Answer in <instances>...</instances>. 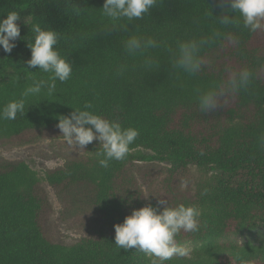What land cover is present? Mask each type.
Returning a JSON list of instances; mask_svg holds the SVG:
<instances>
[{
  "label": "trees",
  "instance_id": "obj_1",
  "mask_svg": "<svg viewBox=\"0 0 264 264\" xmlns=\"http://www.w3.org/2000/svg\"><path fill=\"white\" fill-rule=\"evenodd\" d=\"M104 2L0 0V19L17 12L22 37L10 54L0 48V111L25 103L14 120L0 119V141L62 138L59 117L86 103L94 114L139 130L126 159L108 168L99 165L102 146L95 140L85 149L55 144L64 163L45 176L24 160L0 156V264H151L153 257L115 245L114 226L134 208L162 210L160 200L201 210L199 230L176 236L180 244L201 245L165 264H264V238L231 239L264 229V28L245 29L239 13L221 12L222 0H156L142 19L115 23L102 15ZM223 15L239 24L222 25ZM35 24L58 32L55 47L73 72L56 81L55 92L45 87L23 97L51 76L26 67ZM132 36L154 38L158 46L129 55L124 44ZM191 39L209 41L195 75L173 67L178 42ZM121 65L126 69L118 74ZM244 69L252 73L246 88L222 95L213 110L200 108L201 93Z\"/></svg>",
  "mask_w": 264,
  "mask_h": 264
},
{
  "label": "clouds",
  "instance_id": "obj_2",
  "mask_svg": "<svg viewBox=\"0 0 264 264\" xmlns=\"http://www.w3.org/2000/svg\"><path fill=\"white\" fill-rule=\"evenodd\" d=\"M156 0H105L102 15L113 23L122 19L132 21L142 19L146 13L154 7ZM239 13L243 27L255 33L264 28V0H224L221 4V12ZM20 16L11 11L6 18L0 19V48L5 53H11L17 46L16 41L21 37V28L17 21ZM222 25L239 24V21L230 15L219 18ZM28 24V21L25 20ZM35 34L34 42L29 43L31 57L27 60V68H38L43 72L51 73L48 80H39L27 87L23 97L37 95L45 87L49 92H55L56 81L66 82L73 72V63L68 57L61 55L58 48L60 36L52 28H42L40 24L31 27ZM108 30H105L106 34ZM218 37L220 33H215ZM209 43L207 39L185 40L178 42V55L173 67L195 75L203 64L198 55L202 46ZM158 42L151 37L142 38L132 36L124 44L129 55H143L147 49L155 48ZM144 64L151 68L153 61L146 57ZM126 66L121 65L118 74H122ZM252 73L248 69L241 70L238 76L226 82L224 86L209 88L198 97L200 108L204 112L215 109L222 95L228 92H238L246 88L250 83ZM91 104L86 103L84 109H75L70 115L59 117L57 128L61 131L68 145L85 149L94 140L102 146V151L97 153L99 165L104 168L110 166V162L122 161L130 154V146L139 135V130L133 127L124 128L120 122L108 120L101 115L94 114L90 109ZM24 100L9 102L0 111V119L14 120L18 113L23 114ZM264 144V137L261 138ZM208 189L204 190L206 194ZM158 205L151 204L134 208L122 223L115 224L114 243L119 249L125 251L137 249L149 257H153L151 264H165L173 257L186 258L190 256L191 249L176 240L181 230L196 232L199 230L201 210L197 205L179 204L169 206L164 200Z\"/></svg>",
  "mask_w": 264,
  "mask_h": 264
},
{
  "label": "rangeland",
  "instance_id": "obj_3",
  "mask_svg": "<svg viewBox=\"0 0 264 264\" xmlns=\"http://www.w3.org/2000/svg\"><path fill=\"white\" fill-rule=\"evenodd\" d=\"M65 140L62 138H44L37 142L31 143H13V142H2L0 141V156L9 160H24L34 170H36L41 176H45L46 169L55 168L64 163V158L57 150L58 142ZM196 184V180L193 185ZM50 195L53 199V208L58 212L61 208V204L50 186H48ZM71 235H75L74 232L64 230ZM264 238V229L257 230L251 233H245L235 239L239 243H253L260 244V239ZM183 245L189 247L191 251L201 244H197L192 241H185Z\"/></svg>",
  "mask_w": 264,
  "mask_h": 264
}]
</instances>
